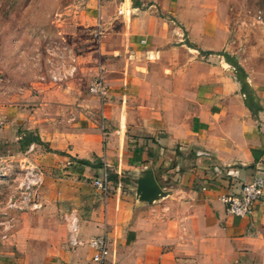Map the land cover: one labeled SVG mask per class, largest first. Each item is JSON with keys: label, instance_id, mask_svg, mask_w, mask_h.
<instances>
[{"label": "crops", "instance_id": "crops-1", "mask_svg": "<svg viewBox=\"0 0 264 264\" xmlns=\"http://www.w3.org/2000/svg\"><path fill=\"white\" fill-rule=\"evenodd\" d=\"M120 3L96 10L100 37L75 78L0 108V145L36 150L44 185L0 264H92L102 235L110 264H264V195L243 218L221 201L264 176V0ZM98 73L103 103L88 93ZM105 171L107 193L93 185ZM145 176L162 193L151 203L136 194ZM57 213L77 219L81 246L65 244Z\"/></svg>", "mask_w": 264, "mask_h": 264}, {"label": "rangeland", "instance_id": "rangeland-1", "mask_svg": "<svg viewBox=\"0 0 264 264\" xmlns=\"http://www.w3.org/2000/svg\"><path fill=\"white\" fill-rule=\"evenodd\" d=\"M94 1L0 0V108L32 104L47 89L75 78L84 54L100 37V33L94 35L96 10L103 2H112ZM116 1L120 5L123 0ZM35 152L30 147L0 145V154L11 157L0 158V244L12 234L17 217H34L43 209V172L35 164ZM35 177L40 183L29 191L30 198L25 185ZM26 199L31 204L20 210ZM55 217L60 233L66 231L65 244L72 249L68 244L70 216L57 213Z\"/></svg>", "mask_w": 264, "mask_h": 264}, {"label": "built area", "instance_id": "built-area-1", "mask_svg": "<svg viewBox=\"0 0 264 264\" xmlns=\"http://www.w3.org/2000/svg\"><path fill=\"white\" fill-rule=\"evenodd\" d=\"M76 68L74 67V73ZM88 91L91 95L95 96L101 103H103L107 98V89L103 81L101 73L93 79ZM31 148V147H30ZM34 177V176H33ZM32 180V182H27L25 185L26 196H30L29 191L32 187L39 184V178ZM109 173L105 171L101 177L93 181L95 188L102 192H109L110 182L108 180ZM264 195V176L261 173L256 175L251 181L242 183L236 187L230 194L221 197V201L224 204L225 211L228 215L243 218L252 214L254 210V205L260 201ZM25 197V196H24ZM23 206H20V210L28 207L31 204V199H26V203L22 202ZM32 206V205H31ZM35 206V205H33ZM69 241L68 244L71 248L79 247L82 245L77 239L78 224L77 219L72 215L70 216L69 223ZM88 246L92 250L91 263L92 264H110V242L107 236H97L89 240Z\"/></svg>", "mask_w": 264, "mask_h": 264}, {"label": "water", "instance_id": "water-1", "mask_svg": "<svg viewBox=\"0 0 264 264\" xmlns=\"http://www.w3.org/2000/svg\"><path fill=\"white\" fill-rule=\"evenodd\" d=\"M136 194L140 201L151 203L153 200L161 196V189L152 177L145 176L137 180Z\"/></svg>", "mask_w": 264, "mask_h": 264}, {"label": "trees", "instance_id": "trees-1", "mask_svg": "<svg viewBox=\"0 0 264 264\" xmlns=\"http://www.w3.org/2000/svg\"><path fill=\"white\" fill-rule=\"evenodd\" d=\"M236 70L238 72V80L240 81V83L242 84V88L245 89L246 87V83H245V75L244 73L241 71V69L239 67H236ZM32 141H38V139L36 138H31L30 136H26V138L24 139V146H29L30 142ZM86 162H84L85 164ZM109 179V178H108Z\"/></svg>", "mask_w": 264, "mask_h": 264}]
</instances>
